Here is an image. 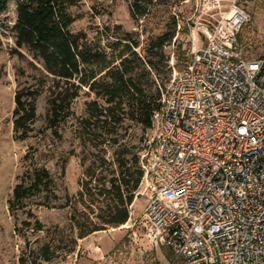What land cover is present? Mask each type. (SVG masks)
<instances>
[{"label": "built area", "instance_id": "obj_1", "mask_svg": "<svg viewBox=\"0 0 264 264\" xmlns=\"http://www.w3.org/2000/svg\"><path fill=\"white\" fill-rule=\"evenodd\" d=\"M257 2L195 0L185 68L156 115L140 195L183 264H264V57L239 41Z\"/></svg>", "mask_w": 264, "mask_h": 264}, {"label": "rangeland", "instance_id": "obj_2", "mask_svg": "<svg viewBox=\"0 0 264 264\" xmlns=\"http://www.w3.org/2000/svg\"><path fill=\"white\" fill-rule=\"evenodd\" d=\"M165 2L166 6L158 7L150 16L136 23L131 17L129 0H85L70 9V14L76 19L71 31L75 34L87 33L90 42L99 45L109 56L119 54L124 49L125 44L117 43L124 34H132L129 44H139L135 51L145 60L153 58V62L158 63L160 71L153 72V75L156 74V87L163 96L171 81L185 68L190 49L187 23L193 17L195 6V0ZM249 10L252 20L242 30L239 41L249 59H261L264 57V0H258ZM174 17L180 29H177L175 39L165 47L164 58L150 57L157 53V50L148 53L152 41L173 30ZM16 22L17 3L10 0L7 12L0 17L3 43L0 54V264H22V259L26 264H183L161 242L157 232L145 219L148 201L140 195L141 186L129 208L128 228L110 227L79 240L73 253H68L70 238L75 235L71 230L70 218L76 208L82 211V206L48 210L31 205L35 218L50 230L49 233L33 232L24 225V222H36L34 217L28 215L29 209L15 215L10 212L9 200L14 188L32 165L30 160L26 161L28 154L37 165L49 170L57 193L62 198L60 204L65 205L67 196L78 198L81 184L86 180V167L99 166L101 160H107L112 164L110 169H116L117 154L125 151L131 158L137 156L143 168L153 151L158 128L157 117L149 130L129 120L120 132L123 137L118 145L105 144L106 136H100L93 144L86 141L85 145L78 131V119L88 116L91 102L105 105L103 99L85 89L73 103L77 118L63 125L59 130L61 137H57L47 122L49 90L54 85V79L44 77L46 72L41 64L36 63V67L30 64L32 59L26 50L21 51L24 59L13 54V50L17 49L13 31ZM146 67L150 70V67ZM20 71L24 72L23 76ZM142 78L146 81L143 73ZM43 80L45 85L42 84ZM20 87L41 89L37 100V120L26 141L16 139L14 130L15 96ZM45 244H50L54 250L49 262L40 255Z\"/></svg>", "mask_w": 264, "mask_h": 264}, {"label": "trees", "instance_id": "obj_3", "mask_svg": "<svg viewBox=\"0 0 264 264\" xmlns=\"http://www.w3.org/2000/svg\"><path fill=\"white\" fill-rule=\"evenodd\" d=\"M15 1L17 22L13 31L17 49L13 50V54L24 59L25 55L21 51L26 50L32 59L30 64L34 67L36 63L41 64L46 72L44 77H53L47 122L57 137H61L59 130L63 125L77 118L73 103L85 89L103 99L105 105L91 102L88 105V116L78 119V131L84 144L86 141L93 144L100 136H106L105 144L109 142L118 145L123 137L120 132L129 120L135 121L145 130L153 128L154 119L162 108V94L156 87V74L153 75L155 71L159 73L160 68L158 63L153 62V58L145 60L135 51L139 47L138 43L129 44L132 34H124L117 42L125 44L124 49L119 54L109 56L99 45L90 42L87 33L75 34L71 31L76 19L70 14V9L85 0ZM129 1L131 17L136 23L150 16L158 7L166 6L165 0ZM9 2L0 0V17L7 12ZM173 19V30L152 41L148 53L154 50L157 53L150 57L164 58L165 47L175 39L178 32V21L175 17ZM1 38L0 31V54L3 48ZM20 73L24 75L23 71ZM42 84L45 85V80ZM40 95L41 89L33 87H20L16 93L14 130L16 139L20 141L29 139L33 132ZM29 160L32 162L31 168L19 178L9 200V210L15 215L29 209L28 215L35 218L31 205L48 210L82 206L83 210L76 208L70 218L71 230H74L75 235L70 238L68 253L76 251L79 240L129 222V208L145 175L137 156L131 158L128 152H120L116 158V169H110L112 164L107 160H101L99 166L94 164L86 167V180L81 184L78 198L67 196L65 205L60 204L62 198L57 193L49 170L37 165L28 154L26 161ZM24 225L33 232H50L37 219L35 224L24 222ZM53 251V246L45 244L40 255L44 261L49 262ZM22 264H26L24 259Z\"/></svg>", "mask_w": 264, "mask_h": 264}, {"label": "bare ground", "instance_id": "obj_4", "mask_svg": "<svg viewBox=\"0 0 264 264\" xmlns=\"http://www.w3.org/2000/svg\"><path fill=\"white\" fill-rule=\"evenodd\" d=\"M129 224H130V223L128 222L127 224L121 226L120 228H122V229H124V228H128V227H129Z\"/></svg>", "mask_w": 264, "mask_h": 264}]
</instances>
